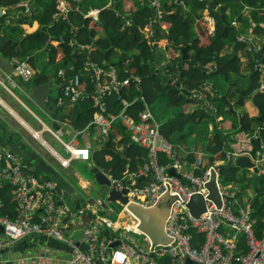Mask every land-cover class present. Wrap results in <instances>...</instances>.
I'll return each mask as SVG.
<instances>
[{"label":"trees","instance_id":"16d2710c","mask_svg":"<svg viewBox=\"0 0 264 264\" xmlns=\"http://www.w3.org/2000/svg\"><path fill=\"white\" fill-rule=\"evenodd\" d=\"M70 1L72 7L63 18V13L56 6V1L47 0L38 13L39 25L32 32L25 33L19 25L5 23L0 19V55L7 60L14 57L27 59L30 63L32 60L30 56L27 57L26 49H41L47 53L50 67L54 66L59 84L63 83L64 79V77L57 76V70L61 65L72 63V69H64L65 76H69L73 71H78L85 60L109 67V69L110 66H113L116 68L119 80L129 79V84L122 87L123 93L127 91L128 100L131 101L137 96L125 109L135 119H137V114L145 108L146 103L150 108L154 107L153 104L157 98L161 97L163 103H165L163 98L166 97L167 105L165 107H180L182 104L199 101L206 105L207 100L212 101L214 107L211 110L200 105L191 112L175 108L172 111L174 113H165L159 124L161 133L178 145V138L174 139L176 132L184 131L188 124L197 125L203 119L211 120L214 131L210 135V142L201 145L208 154L206 166L212 164L214 160L223 158L224 147L230 140L228 139L229 133H223L217 128L215 118L221 114L225 104H230L227 101L230 95V86H235V90L237 88L234 82L235 78L231 77V73L237 74L236 79L243 76L248 80L247 88H237L239 91L238 103L248 97L256 106L258 117L264 116V75H261L260 69L255 67L257 62L264 66V0H213L216 5L220 6L225 21L221 18L219 11L215 8L210 9V15L214 17L212 28L208 20L203 17V9L209 7L208 0H169L168 2L163 0V13L158 19L157 25L166 33L167 44L165 47L169 56L167 59L164 58L162 64V46L152 41L146 42L149 38V36L146 37L147 33L151 34L156 23L153 19L150 20L153 8L149 1L114 0L109 5H107L108 0H83L79 4L74 0ZM19 2L21 0H0V6L15 8V4ZM88 4L91 6L97 4L100 8L97 18L86 13L87 9L85 8ZM244 7L248 8L250 21L253 22V29L250 31L252 37L248 36V38L245 36L246 31L238 30L232 23L233 16L238 20H243ZM16 8L22 9L23 6ZM56 13L59 14V17H55ZM126 18H129V22L124 24ZM148 25H153L150 27V31H146ZM152 32L154 37V31ZM59 35L63 36V41L58 39ZM241 36L246 38V41H240L239 37ZM253 36L262 39L257 42ZM70 40L74 42V45L69 44ZM228 41L234 42L233 52L227 56H220L219 52ZM80 45H89V48H80ZM184 45H187L189 55L183 59L179 48ZM248 45L252 47V50H248L247 73L241 74L238 51ZM178 61H182L180 68ZM215 71L229 84L225 93H211L203 87L204 80L210 75V72ZM134 76L139 78L137 83L140 87L139 90H136ZM17 79L25 84L26 88H29L30 84L50 81L46 71H37L31 80L23 81L19 77ZM90 79L88 76L83 78V83L88 90L93 88ZM254 88L256 93L251 95ZM199 89L206 92L205 97L196 96ZM140 96H143L144 101L140 99ZM114 97V94L109 93L105 96V100L108 109L117 113L121 110L122 104ZM66 103L67 111L61 114L58 109L55 116L66 117L75 128L85 127L90 122L95 110L91 100L83 98L77 102ZM47 105L50 108L59 106L56 98H49ZM252 119L258 121L257 116H243L241 129L249 130V123ZM59 122L62 121L59 120ZM258 124L259 139H255L254 144L255 146L260 144L264 146V122L259 121ZM89 128L95 129L94 125H90ZM117 133H120L121 136L115 140L114 136ZM82 135L84 136L83 140L90 142L87 160L89 170L93 165L107 168L109 175L124 183L129 181L125 175L126 172L137 171L144 159L143 148L130 141L128 131L118 121L108 136L101 137L100 141L92 140L91 134L83 132ZM116 144H122L123 148L117 149ZM20 160L26 166V170H28L27 166L33 163L32 157L22 156ZM39 169L41 170V168ZM218 171L220 177L222 175L225 181L239 180L243 183L248 179L240 166L233 163L220 164ZM30 173L38 174L36 170ZM45 175L55 178L49 172H46ZM259 179L261 185L258 188L249 189L248 192H250L245 197L251 205L254 228L258 235L261 234L264 227V175ZM148 180V176H144L140 183ZM242 191H246V189ZM241 194L242 192L237 195ZM0 199L3 202L1 214L11 218L16 217L17 197L12 191V186L5 179L0 190ZM239 202L242 200L240 199ZM34 220H39L38 215H35ZM187 231L192 234L191 243L194 246L198 247L204 241V232L194 228H189ZM238 243L245 247L243 236H240ZM155 256L160 258L158 255Z\"/></svg>","mask_w":264,"mask_h":264},{"label":"built area","instance_id":"2783aa9c","mask_svg":"<svg viewBox=\"0 0 264 264\" xmlns=\"http://www.w3.org/2000/svg\"><path fill=\"white\" fill-rule=\"evenodd\" d=\"M149 3L155 11L156 19H159L162 15V1L149 0ZM56 6L63 13V18L71 9V7L62 8L64 6L57 5V2ZM4 13V6H0V19ZM86 13L97 18L92 15L93 10H88ZM58 15L56 13L55 17H59ZM203 17L208 20L212 28L214 17L209 12H206ZM125 21L128 23L129 18ZM239 38L242 41L245 40L242 36ZM58 39L64 40L62 35H59ZM69 44L74 45V42L70 40ZM85 47L89 48V45H80V48ZM246 48L249 51L252 50L250 45ZM10 62L14 63L13 75L24 80L30 79L34 69L28 60L14 57ZM256 67L264 73V66L260 62L256 63ZM86 76L91 78L90 81L93 84L90 90L83 83V78ZM61 77H64L63 83L59 85V92L56 96L54 95L58 105L77 102L83 98L90 99L95 108L90 122L78 131L71 129L69 132V127H66L68 122L65 126L62 123L57 128L41 123L42 130L31 129L30 131L35 137L37 134L40 135L41 140H39L45 144L47 143L42 138L41 132L43 130L50 132L63 147L67 156L54 148H51V152L62 165L66 166L72 159L89 158L90 142L82 140L83 132L91 134L92 140L100 141L101 137L108 136L117 121L120 122L128 131L130 141L140 145L145 156L137 171L131 172L130 177L127 178L128 182L123 183L110 175L111 181L117 189L127 188L128 201L146 207L153 206L166 192L173 197L164 223V232L168 240L164 243H154L147 233L138 228V219L135 217L134 226L128 223H118L115 226L114 220L106 218L105 224L112 231L104 237L101 236V227L98 223L83 225L80 238L85 248H81L71 233H67V228L70 223H77L75 220L81 223L82 218L76 219L79 215L73 211L74 208L72 209L70 204L63 201L60 204L57 203L60 198L56 191L58 182L53 178L42 179V176L30 173L25 169L26 166L21 162L19 155L0 145V190L5 179L10 183L17 197V216L14 218L1 214L3 202L0 199V225L2 226L0 258L16 240L29 234L41 233L65 241L71 246V254L59 261H55L50 256L39 255L35 264H192L188 260L195 264H264V231L260 235L256 233L250 206L235 205V198L231 194L230 187L220 182L221 177L218 171L220 164L232 163L238 156L247 155L253 163L250 167L252 173L257 176L264 175V147L260 145L254 148L253 146L254 140L258 139L256 132L236 130L223 160H215L201 173H196V170H202L206 162L202 152L196 153L191 169L183 168L184 161L178 154L177 145L161 133L159 124L147 103L145 108L137 114V119L126 112V107L137 96L131 101L128 100L127 91L123 93L122 87L129 84V79L119 80L115 67L110 66L109 69V67L85 60L83 66L69 76H65V70H62ZM134 77L136 90H139L140 87L137 84L139 78ZM0 83L4 85L1 77ZM109 93L114 94L115 100H119L122 104L121 110L117 113L108 109L105 96ZM196 96L201 97L198 93ZM203 96L205 97L204 93ZM140 99L144 101L143 96H140ZM207 104V108L214 107L209 100ZM90 125H94L95 129H90ZM120 136L121 134L117 133L114 139L117 140ZM170 167L174 168L175 173L168 172ZM211 170L214 171L220 196L219 206L208 198L209 190L205 185L211 177ZM144 176H148L149 180L140 183ZM194 194H201L205 200V209L198 217H194L187 207V202ZM35 215H38L39 220H34ZM189 228L205 233L204 241L198 247L191 243L192 234L187 231ZM240 236H243V242L247 248L244 252H242L243 246L238 243ZM114 240L120 242L118 246L112 248L109 244ZM155 255L160 256L161 259Z\"/></svg>","mask_w":264,"mask_h":264},{"label":"crops","instance_id":"0c3cea01","mask_svg":"<svg viewBox=\"0 0 264 264\" xmlns=\"http://www.w3.org/2000/svg\"><path fill=\"white\" fill-rule=\"evenodd\" d=\"M57 2V5H62L64 7L62 8H66L69 9L70 7H72V2H70L69 0H55ZM83 0L77 2V4L81 3ZM133 2H146L149 0H131ZM167 2L169 0H166ZM181 1V0H179ZM114 0H108L107 5H109L110 3H113ZM163 2V0H162ZM47 3V0H21V2L16 3L15 4V8H9V7H4L5 8V13L3 15V17L1 18V21L3 20V22H10L13 24H17L19 25L22 30L27 33V32H32L34 31L37 27H38V13L39 11L44 7V5ZM89 3V2H87ZM71 4V5H70ZM20 7L23 6V8H16V7ZM78 7V5H77ZM87 9L88 10H93L92 15L96 16L98 15V12L100 10V8L97 6V4L94 5H87ZM205 10V8L203 9V11ZM209 10V9H208ZM244 10H247L246 12H244ZM243 10V14H245L244 16H242L243 20H238L237 17L233 16L232 17V22L234 24L235 27L238 28V30H244L246 31V37H252L250 31H252L253 29V22L250 21V14H249V10L248 8L244 7ZM83 11V12H86ZM162 13H163V9H162ZM229 13V11H228ZM127 15V14H125ZM230 16V15H229ZM128 19V18H127ZM153 19L156 23H155V27L153 30H151V26L153 25H148L146 31H150L151 30V34L150 32L147 33L146 37L149 36L148 40L146 42L152 41L153 43H157L158 45H161V53L163 52V59L161 61V64L164 62V58L167 59L169 54L166 50L165 45L167 44V39H166V33L164 32V30L162 28H160L157 25V21L158 19H156L155 17V11L153 10V15L150 18V20ZM127 22L125 21L124 24H126ZM149 24L150 21H149ZM1 27V26H0ZM154 31V37H153V32ZM246 41V38H244ZM253 39H255V41L260 42L261 41V37L258 36H253ZM240 40V38H239ZM242 41V40H240ZM51 45V44H49ZM233 46H234V42L232 41H228L226 42V44L224 45V47L221 49V51L219 52L220 56H227L230 53L233 52ZM29 47V46H28ZM163 48V49H162ZM27 52V57H31V65L34 69L33 74L30 77V80L33 78V75L37 72V71H46L47 75L49 76V80L47 81L49 82L50 85V92L47 96V102L49 100V98H55L54 95L56 96V91H58L59 89V82L57 81V77L55 76V69L54 66L50 67V64L47 61V53L43 52L41 49L40 50H33L30 48L26 49ZM239 53V57H240V65H239V69H240V73L241 74H246L247 73V66H248V49L246 48V46L243 49H240L238 51ZM10 61V60H9ZM33 62V63H32ZM50 67V68H49ZM72 67V63H68L66 65H61L58 70H57V76H61V71L64 70L65 68L71 69ZM255 67H256V63H255ZM261 75H264V73L260 70ZM237 74L235 72L231 73V77L235 78L234 82L236 83V87L238 89H245L248 86V80L247 77H241L240 79L236 77ZM0 77L3 79V82L7 84V87H9L8 89H6V87L4 88L3 85L0 83V107L2 109H0V111L5 114V116H2L4 118V123L1 122L0 120V137L4 138V137H8V139L12 142L15 143L16 141L20 140L23 141V146H20L21 151L25 152L28 150H33L36 153L39 154V151L32 147V145H29V143L27 142V139L24 136H20L21 133L19 130H23L25 131L27 134L31 135V137H33L34 135L32 134V132L30 131L31 129L33 130H38V122L41 123H45L47 126H52V121H57V123L59 125H62V123L64 124V126L66 125V123L68 122V131L71 132L72 130H79L81 128H75L72 123L70 122V120H68L66 117L61 118L59 115L55 116V112L59 109V112L61 114L65 113L67 111L68 105L67 103H63L60 104L56 110H54L53 113H49L47 112V110L45 108L40 107L37 103H35V101L29 96V88H26L25 84H22L21 81H19L17 79L18 76L13 75L12 71L11 72H7L4 71L0 68ZM174 77H177V75H174ZM20 78V77H19ZM22 79V78H21ZM23 81H27L22 79ZM29 80V79H28ZM204 85L203 87L206 88L207 90H209L211 93H225L227 91V89L229 88V84L227 82H225L221 76L218 75V73L212 72L211 75H209L205 80H204ZM30 85H35V84H30ZM29 85V87H30ZM236 88L235 90V86L231 87L230 86V95L229 98H227L228 100V105L225 104V106L223 107L221 114H218L217 117L215 118L216 121V126L217 128H219L220 130H222L223 133H229L228 139L229 142L227 143L226 147H224V156H225V152L229 147L230 142L232 141L233 138V134L236 130H241V118L243 116H257L258 121L252 119L250 124V128L249 130L246 131H252V132H256L258 134V122H264V118L260 119V116L258 117L257 113L258 110L256 109V106L252 103L250 98H245L243 101H241L240 103H238L239 98H238V94L239 91ZM53 90H55L53 92ZM14 91L16 92L14 94ZM256 93L255 88L252 90L251 95ZM212 102V101H211ZM166 97H165V103L164 107H163V112L165 113H174L172 111L176 109H180L185 111H193L195 109H197L199 107V105L201 106L202 104L199 102H191L189 104H182L180 107H165L166 104ZM213 103V102H212ZM162 104V105H163ZM150 107V106H149ZM152 111V107L150 108ZM61 110V111H60ZM153 112V111H152ZM53 115L55 117H53ZM154 116V114H153ZM50 117V121L47 122L46 119H48ZM264 117V116H263ZM8 118V119H7ZM10 118V120H9ZM154 119L156 120V122L158 124H160L161 120H157L154 116ZM9 120V121H8ZM62 121V122H59ZM5 123L8 127L7 128L9 130V132L7 133L5 130ZM37 128L32 127L31 125ZM29 127V128H28ZM200 127H204V129L200 128ZM214 131V125L213 122L211 120H201L199 123H197V125L194 124H188L184 131L181 132H176L174 135V139L178 138V145H177V150H178V154L181 156V159L184 161V163L182 164L183 168L185 169H191L192 163H194L195 159H196V153L198 151L202 152V157L204 160H206L207 162V157L208 154L207 152L202 148V144L206 145L210 142V135L213 133ZM48 133L49 136H51L55 141L56 139L50 134V132L43 130L41 132V134L43 133ZM20 134V135H18ZM33 135V136H32ZM259 136V135H258ZM35 140H37L41 145V147L44 148V153H47V155H45L43 153L44 156L40 155L56 172L57 174H59L67 183V185L69 186V189H67L66 187H61V190L59 191V195L60 198L59 200L64 202L65 198H69L71 199V203H68L71 205V208L73 209L74 212H76L79 217L76 219H81L82 218V222L79 223V221L75 220V222L77 223H70L69 227L67 228L68 231L67 233H71V235L73 236L74 239L77 240V244L80 245L81 248H85V244L82 243V240L80 238V231L81 228L83 227V225H89V224H94V223H98V225L101 227V236H105L107 234H109L112 230L108 225L105 224L104 219L108 218L102 214H100V210L105 208L106 206V200L104 198H102L98 193V189L99 186L98 184L95 182L94 178H92L91 181L88 177L83 176L80 172L76 171V170H72L71 169V161L68 165H62L57 159L56 157L52 154L51 152V148H54L51 146L50 143H48L46 141L47 144L43 143L42 141L39 140V138L37 137H33ZM43 138V137H42ZM259 139V137H258ZM57 141V140H56ZM255 141V140H254ZM58 142V141H57ZM1 145V144H0ZM261 146H263L262 144H260ZM255 146L254 142H253V146L254 148L259 147ZM61 146V145H60ZM120 146V147H118ZM5 147V146H4ZM22 147V148H21ZM122 145L120 144H116V148L117 149H121ZM264 147V146H263ZM63 148V147H62ZM55 149V148H54ZM64 150V149H63ZM20 157H22V155H19ZM65 156V155H64ZM223 156V158H224ZM223 158L221 159H217V160H223ZM84 160H88V159H84ZM215 161V160H214ZM206 162L204 163V166L202 167V170H196V173H201L203 171V169L206 166ZM236 160L234 162H232L233 164H235ZM36 164V160L30 164V165H35ZM30 165H28L27 167H29ZM57 168H55V166ZM236 165V164H235ZM239 166V165H238ZM36 168L38 167L37 165L35 166ZM35 168V170H36ZM40 168V167H39ZM38 168V169H39ZM240 168L243 170L244 175L246 177H248V179L241 183L239 180H230V181H225L224 177H222L221 175V179L220 182L222 184H226L229 185L230 187V191L231 194L234 196L235 198V205H243V204H248L251 208L250 203L248 202L247 199H245L246 195L250 192H248L249 189L251 188H258L261 185V181H260V177L261 176H257L255 174H253L252 169L250 167H241ZM44 171V170H43ZM109 174V173H108ZM131 172H126V177L129 178L130 177ZM38 176H42L45 178H49L47 177L44 173L43 174H37ZM76 179L77 185L79 187V189L88 192V190L90 188H92L95 191V195L94 197H90L87 200H81V193H79V189L75 186L74 184V180L73 177ZM57 182L58 180L56 178H54ZM226 182V183H225ZM95 183V184H94ZM96 185V187L94 186ZM72 189V190H71ZM246 189V191H242ZM242 194L240 196H238V193ZM242 200V202H239V200ZM108 201V200H107ZM122 209V207L120 208ZM252 210V208H251ZM122 210H119L117 212V219H115V226H117L118 223H128L130 224V226H132V224H136V221L133 220V218L130 216V214H121ZM252 216V213H251ZM253 218V216H252ZM254 220V219H253ZM264 220V218H263ZM253 225H254V221H253ZM255 229V228H254ZM264 231V227L262 229V232ZM261 232V234H262ZM81 242H80V241ZM245 245V244H244ZM246 245L245 247H242V252L246 251ZM71 254V246H69L65 241L62 240H57L54 239L52 237H49L45 234H41V233H33V234H29L27 236H24L18 240H16L13 245L7 249V251L2 255V257L0 258V264H35L36 259L38 258L39 255H43V256H50L52 257L55 261H59L60 259L66 258ZM9 257V258H8ZM52 264H62V263H52Z\"/></svg>","mask_w":264,"mask_h":264},{"label":"water","instance_id":"95a60500","mask_svg":"<svg viewBox=\"0 0 264 264\" xmlns=\"http://www.w3.org/2000/svg\"><path fill=\"white\" fill-rule=\"evenodd\" d=\"M208 9L215 8L217 11L220 12L221 18L225 21V17L223 13H221L220 6L216 5L213 0H208ZM247 10H244L246 12ZM181 58H187L189 53L187 51V45H184L179 48ZM194 54V53H193ZM258 54V53H257ZM181 62L178 61V67H181ZM14 63H11L6 58L0 56V68L4 71L11 72L13 70ZM50 92V85L49 82H42L35 85H30L29 87V96L37 103L40 107L45 108L47 112L53 113L54 110L57 109L58 106H54L50 108L47 105V96ZM263 116H260V119H262ZM52 125L54 128H57L59 124L57 121H52ZM0 144L2 146L7 147L9 150H11L13 153L17 155H22L25 157H32L36 160L35 165H30L28 167V171L35 170V166L37 165L41 169L44 170V172H49L52 176H54L58 180V184L56 185V191L59 193L61 190V187H66L69 189V186L67 185L66 181L59 175L57 172L35 151L28 150V151H21L20 146H23V141H16L15 143H12L8 137L1 138L0 137ZM236 165H239L241 167H251L252 162L247 155H240L237 157ZM90 171L93 173V178L95 182L98 184L99 189L98 193L102 198H104L106 201H117L120 202L122 205L121 214H130V216L133 218L138 219V228L147 233L154 243H164L168 240L167 235L164 232V223L166 221V218L168 217L169 210H170V204L172 202V196L166 192L163 195L159 197L157 202L151 206L146 207L139 203H133L128 201L127 199V188H121L117 189L113 182L111 181L110 175L108 174L107 168H99L95 165L90 167ZM169 173H175V170L173 167H170L168 169ZM45 177H42L44 179ZM206 187L209 190L208 198H211L218 206L220 205V196L217 190L216 181H215V174L214 171L211 170V177L206 182ZM72 190V189H71ZM61 200H58L57 203H61ZM187 207L190 211V213L194 217H198L199 214L204 211L205 209V200L204 197L201 194H194L190 197L189 201L187 202ZM66 219H64L65 221ZM2 230V226L0 225V232ZM119 240H114L109 244L112 248H115L119 244ZM189 263L195 264L193 261L188 260Z\"/></svg>","mask_w":264,"mask_h":264},{"label":"rangeland","instance_id":"374dc122","mask_svg":"<svg viewBox=\"0 0 264 264\" xmlns=\"http://www.w3.org/2000/svg\"><path fill=\"white\" fill-rule=\"evenodd\" d=\"M206 12H209V10L208 9H205L204 11H203V13H204V15L206 14ZM209 19V18H208ZM234 25V24H233ZM243 37V36H242ZM244 38V37H243ZM50 68V67H49ZM212 73L210 72V75H211ZM175 80V79H174ZM174 82V81H173ZM177 84L179 85V81L177 80ZM197 90V89H196ZM55 90H53V92H54ZM16 92L14 91V94H15ZM56 93H57V91H56ZM203 93L205 94L206 92L204 91V90H201V89H199L198 90V94L201 96V97H204L203 96ZM194 97H196V96H194ZM163 101L165 102V98H163ZM202 105H201V107H206L207 105H205L204 103H202V102H200ZM163 104V102H162V97L161 98H157V101L153 104V106L154 107H152V111H153V114H154V116H155V118L157 119V120H161L162 118H163V116H164V112H163V107H164V104ZM213 105V104H212ZM171 107V106H170ZM207 108V107H206ZM0 109H2L1 107H0ZM208 109H213V108H208ZM61 111V110H60ZM213 111V110H212ZM2 116H5V114H3L1 111H0V120H1V122L2 123H4V118L2 117ZM53 117H55V116H53ZM218 118V117H217ZM8 119V118H7ZM193 119H195V117H193ZM9 120H10V118H9ZM8 120V121H9ZM11 121V120H10ZM46 121L47 122H49L50 121V117L48 118V119H46ZM31 125V124H30ZM38 127H40V123L38 122ZM32 126V125H31ZM32 127H34V125L32 126ZM7 128H10V127H8L7 125H6V123H5V130H6V132L8 133L9 132V130L7 129ZM34 128H37V127H34ZM200 128H202V129H204V127H200ZM11 129V128H10ZM38 129V131L39 130H42V126L40 127V128H37ZM20 131V133H21V135L20 134H18V135H20V136H24L26 139H27V142L29 143V145H32V147H34V148H36L38 151H39V154L40 155H42V156H44L43 155V153H44V148L43 147H41L40 145V143L37 141V140H35L33 137H31V135H29V134H27L25 131H23V130H19ZM32 132V131H31ZM258 135V134H257ZM41 136L48 142V143H50L51 144V146L52 147H54L59 153H61L62 155H65V156H67V153L63 150V148H62V146H60V143L59 142H57L56 140L55 141H53L54 139L51 137V136H49V134L48 133H43V134H41ZM259 137V136H258ZM83 140V139H82ZM83 141H85V140H83ZM120 145H122V144H120ZM115 147H116V145H115ZM118 147H120V146H118ZM22 148V147H21ZM123 148V145H122V147H121V149ZM45 155H47L48 156V154L47 153H44ZM35 161V159H33L32 158V162H34ZM55 166V168H57L56 167V165H54ZM71 169L72 170H76V171H78V172H80L83 176H85V177H88L91 181H93L92 180V178H93V173L89 170V167L87 166V160H84V159H72L71 160ZM36 172L38 173V174H45L46 172H44L43 171V169H36ZM72 177H73V175H72ZM73 180H74V184H75V186L79 189V187H78V185H77V182H76V179L73 177ZM94 182V181H93ZM226 183V182H225ZM95 184V183H94ZM95 187H96V185H94ZM80 191H79V193H81V197H82V199L81 200H87L88 198H90V197H94V195H95V191L92 189V188H90L89 190H88V192H85V191H83V190H81V189H79ZM64 202H66V203H71V199H69V198H65L64 199ZM122 207V205H121V203L120 202H117V201H106V206H105V208H103V209H101L100 210V214H102V215H104V216H106V217H108V218H110L111 220H115V219H117V217H118V215H117V212L120 210V208Z\"/></svg>","mask_w":264,"mask_h":264},{"label":"bare ground","instance_id":"6f19581e","mask_svg":"<svg viewBox=\"0 0 264 264\" xmlns=\"http://www.w3.org/2000/svg\"><path fill=\"white\" fill-rule=\"evenodd\" d=\"M27 60V59H26ZM3 87L5 88L6 87V89H8L9 87H7V84L6 83H4V85H3ZM37 137L41 140V137H40V135H38L37 134ZM133 226L135 225V224H132Z\"/></svg>","mask_w":264,"mask_h":264},{"label":"clouds","instance_id":"9594fccd","mask_svg":"<svg viewBox=\"0 0 264 264\" xmlns=\"http://www.w3.org/2000/svg\"><path fill=\"white\" fill-rule=\"evenodd\" d=\"M210 13V12H209Z\"/></svg>","mask_w":264,"mask_h":264}]
</instances>
